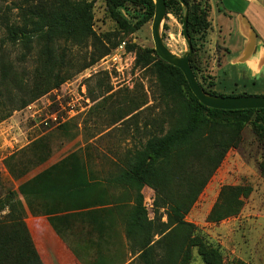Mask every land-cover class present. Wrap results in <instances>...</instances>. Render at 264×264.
Here are the masks:
<instances>
[{
    "label": "trees",
    "instance_id": "1",
    "mask_svg": "<svg viewBox=\"0 0 264 264\" xmlns=\"http://www.w3.org/2000/svg\"><path fill=\"white\" fill-rule=\"evenodd\" d=\"M94 1L26 0L23 6H18V22L8 20L5 12L2 13L0 121L13 110H19L58 88L106 53L97 45L101 41L93 29ZM184 1L188 5L187 29L193 48L189 56L190 67L204 91L224 94L214 89L211 75H202L203 79L197 76L194 63L193 36L198 32L203 34L202 47L210 24L207 19L209 5L206 0L203 6L200 2L191 5L189 0ZM165 3L167 10L179 16L184 13L179 0H165ZM104 5L120 28L130 33L151 21L154 13L153 0H104ZM87 40L92 41L96 51L89 55V61L74 67L66 52L58 47V42L82 46ZM120 41L122 39L114 45ZM17 44L23 50L22 59L34 50V67L30 77L25 79L17 75L7 50V46ZM135 62L152 69L164 106L159 116L145 121V128L150 124L146 139L126 150L124 167L115 179L116 184L132 190L128 197L112 194L114 207L125 226L128 246L136 255L132 261L165 264L168 259L167 264H189L191 249L195 248L203 263L223 264L219 247L208 242L184 216L227 149L239 144L243 126L250 122L264 133V108L224 110L203 105L190 91L181 70L162 60L153 47L139 49ZM5 85L17 89L18 96L3 98L1 88L7 89ZM238 94L247 93H230ZM152 128L156 130L152 131ZM106 185L109 187L107 180ZM144 187L152 190L150 197L144 195ZM13 192L6 191L0 198V206H4ZM246 194L248 191L241 186L224 187L221 198L225 199L216 204L209 218L220 220L232 215L239 209V196ZM163 214L165 221L161 220ZM157 253L160 256L156 258ZM233 264L247 263L236 260Z\"/></svg>",
    "mask_w": 264,
    "mask_h": 264
},
{
    "label": "crops",
    "instance_id": "2",
    "mask_svg": "<svg viewBox=\"0 0 264 264\" xmlns=\"http://www.w3.org/2000/svg\"><path fill=\"white\" fill-rule=\"evenodd\" d=\"M206 1L210 24L200 64L221 80L211 74L214 89L264 94V0ZM83 121L84 114L72 112L19 145L14 125H1L14 191L0 206L1 264H128L135 258L112 202L124 188L115 182L120 171L114 173L113 155L94 142ZM143 193L150 197L152 190Z\"/></svg>",
    "mask_w": 264,
    "mask_h": 264
},
{
    "label": "rangeland",
    "instance_id": "3",
    "mask_svg": "<svg viewBox=\"0 0 264 264\" xmlns=\"http://www.w3.org/2000/svg\"><path fill=\"white\" fill-rule=\"evenodd\" d=\"M25 1L0 0V16L5 12L8 20L18 22V6H23ZM189 1L191 5L200 2L203 6L204 0ZM183 14L179 16L166 9L160 25L164 43L178 55L187 50V43L182 35ZM150 25L151 21H148L138 30L127 32L121 29L119 23L105 10L104 0H95L93 29L100 38L101 42L97 43L100 50H106L104 55L86 67L95 65V72L89 73L84 68L73 74L58 88L48 91L19 110H13L8 117L0 121V128L1 125L5 129L10 128L13 124L11 135H20V140L16 139L19 145L62 121L52 120V115L66 118L69 116L68 110L72 109L73 112L84 114L83 122L88 135L95 137L94 142L113 155L114 159L111 158L110 161L115 164H111L114 173L123 169L125 150L138 146V142L146 139L150 124L145 128V121L149 122L151 118L159 116L164 106L152 69L149 66L136 65L135 62L139 49L153 47ZM1 35L0 30V37ZM233 36L234 34H231L230 38ZM193 37L197 76L203 79L202 75L212 74L214 80L221 84V80H217L214 73L209 74L200 64L203 34L198 32ZM120 39L126 43L125 51L131 64L123 69L122 73H117L114 68L108 71L101 60L113 52L117 46L114 45L115 42ZM58 47L66 52L74 67L83 61H89V55L96 51L91 40H87L82 46L59 41ZM7 50L17 75L22 79L30 77L34 67V50L24 59L21 56L23 50L20 44L9 45ZM5 86L7 89L1 88L3 98L18 96L17 89L11 88V85ZM218 87L221 88L220 85ZM259 88L260 86L256 88L257 91H262ZM251 91L249 89L247 92ZM134 108L138 109L132 113L128 112ZM164 127L166 128V124ZM3 142L4 138L0 137V146ZM10 150L9 146L0 147V198L9 190L5 167L7 168L9 160L12 161V156H6ZM227 186H241L248 194L239 196V209L232 215L220 220L210 219L212 209L226 198V193L223 194L225 198H221V192ZM129 191L132 190L123 188L115 196L128 197ZM162 211L163 209H160V212ZM184 218L193 223L208 242L219 247L223 264H233L236 260L247 264H264V245L261 246V230H264V133L259 132L250 122L243 126L239 144L227 149ZM161 220L165 221L164 214ZM234 227L237 230L232 232ZM159 256L157 253L155 257ZM167 263L168 259L165 260V264ZM128 264L137 263L134 260ZM189 264H205L195 248L191 249Z\"/></svg>",
    "mask_w": 264,
    "mask_h": 264
},
{
    "label": "water",
    "instance_id": "4",
    "mask_svg": "<svg viewBox=\"0 0 264 264\" xmlns=\"http://www.w3.org/2000/svg\"><path fill=\"white\" fill-rule=\"evenodd\" d=\"M179 2L184 8L182 35L187 43V50L178 55L164 43L160 34V25L166 14V3L165 0H153L154 13L150 28L153 48L157 55L165 62L181 70L192 94L207 107L224 110L264 108V94H212L202 89L189 64L192 44L187 29L188 5L184 0H179Z\"/></svg>",
    "mask_w": 264,
    "mask_h": 264
},
{
    "label": "built area",
    "instance_id": "5",
    "mask_svg": "<svg viewBox=\"0 0 264 264\" xmlns=\"http://www.w3.org/2000/svg\"><path fill=\"white\" fill-rule=\"evenodd\" d=\"M126 43L124 40L120 41L118 45L114 48L113 52L109 53L108 55L104 56V58L101 60L103 64H105L108 71L111 70V68H114L117 73H122L123 69L127 68L131 64V60L128 61V54L125 51ZM95 65H92L85 69V71L95 72ZM73 112L72 109L68 110V114L70 115ZM51 119L54 121L60 122L59 120H63L64 117H57L56 115H52ZM46 123V121L44 122Z\"/></svg>",
    "mask_w": 264,
    "mask_h": 264
}]
</instances>
